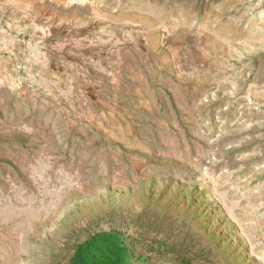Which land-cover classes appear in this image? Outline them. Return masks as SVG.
Instances as JSON below:
<instances>
[{
	"label": "rangeland",
	"instance_id": "374dc122",
	"mask_svg": "<svg viewBox=\"0 0 264 264\" xmlns=\"http://www.w3.org/2000/svg\"><path fill=\"white\" fill-rule=\"evenodd\" d=\"M264 264V0H0V264Z\"/></svg>",
	"mask_w": 264,
	"mask_h": 264
},
{
	"label": "trees",
	"instance_id": "16d2710c",
	"mask_svg": "<svg viewBox=\"0 0 264 264\" xmlns=\"http://www.w3.org/2000/svg\"><path fill=\"white\" fill-rule=\"evenodd\" d=\"M86 247L80 250L75 256L77 264H123L118 250H111L103 259H96L94 256H86L84 253Z\"/></svg>",
	"mask_w": 264,
	"mask_h": 264
}]
</instances>
